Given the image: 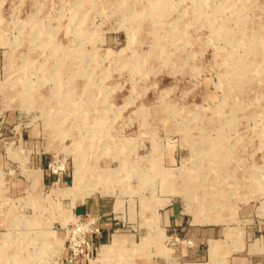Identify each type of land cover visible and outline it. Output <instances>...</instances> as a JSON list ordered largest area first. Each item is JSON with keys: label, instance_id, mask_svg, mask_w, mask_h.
Returning <instances> with one entry per match:
<instances>
[{"label": "rangeland", "instance_id": "1", "mask_svg": "<svg viewBox=\"0 0 264 264\" xmlns=\"http://www.w3.org/2000/svg\"><path fill=\"white\" fill-rule=\"evenodd\" d=\"M0 264H264V0H0Z\"/></svg>", "mask_w": 264, "mask_h": 264}, {"label": "bare ground", "instance_id": "2", "mask_svg": "<svg viewBox=\"0 0 264 264\" xmlns=\"http://www.w3.org/2000/svg\"><path fill=\"white\" fill-rule=\"evenodd\" d=\"M101 171L102 170H99L98 172H96L97 177L95 179L86 181L87 171H86L85 164L80 158L76 159V164H75V169H74V174H73V185L67 189L68 193L69 192L74 193L75 194L74 197L78 199L80 198L82 201L93 192H100L102 194H107V193L113 194V191L108 188L109 184H105V186H100L101 185L100 183L102 182V180L99 178ZM63 221L65 222L66 220H63ZM124 241L125 240L122 236L118 234L114 235L113 240L110 244H103L101 246L100 259H103L109 256L111 252H113L112 250L116 249L117 246H120Z\"/></svg>", "mask_w": 264, "mask_h": 264}, {"label": "crops", "instance_id": "3", "mask_svg": "<svg viewBox=\"0 0 264 264\" xmlns=\"http://www.w3.org/2000/svg\"><path fill=\"white\" fill-rule=\"evenodd\" d=\"M41 158V157H40ZM38 174L41 177V173H44L43 169H38ZM115 204L111 205L110 201L105 199V197H91L85 201H81L77 208L79 216H84L89 213H96L101 219V233L94 236V243L100 244H110L113 240V236L116 233L115 218L111 216V212L114 210ZM119 235V234H118Z\"/></svg>", "mask_w": 264, "mask_h": 264}, {"label": "built area", "instance_id": "4", "mask_svg": "<svg viewBox=\"0 0 264 264\" xmlns=\"http://www.w3.org/2000/svg\"><path fill=\"white\" fill-rule=\"evenodd\" d=\"M96 231H97V232H100V228H97Z\"/></svg>", "mask_w": 264, "mask_h": 264}]
</instances>
